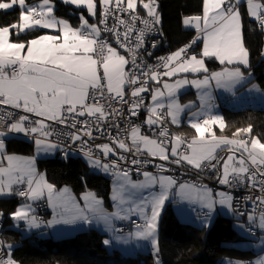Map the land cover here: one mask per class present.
<instances>
[{
    "label": "snow or ice",
    "instance_id": "snow-or-ice-1",
    "mask_svg": "<svg viewBox=\"0 0 264 264\" xmlns=\"http://www.w3.org/2000/svg\"><path fill=\"white\" fill-rule=\"evenodd\" d=\"M60 3L79 11L78 26L55 15L56 0H0V10L19 9L17 20L0 26V197L24 200L8 218L29 228L78 222L102 226L111 234L102 241L105 246L147 241L155 264H161L158 221L165 203L177 196L199 205L204 227H211L217 206L237 217L246 215L247 223L237 227L258 239L257 247L264 252V142L251 135V125L237 128L231 137L224 135L225 120L212 114L208 91L213 81L228 92L246 82L243 69L250 67V51L245 20L264 34V0H202V15L182 21L195 29L192 41L156 57L155 63L150 61L157 41L149 45L148 38L161 23L157 0ZM26 33L40 34L25 40ZM201 41L197 53L194 46ZM206 59L224 67L209 72ZM201 73L203 79H188V74ZM189 84L198 90L201 105L190 113V140L168 127L179 126L181 114L193 107L178 102L179 90ZM252 89L259 91L257 85ZM141 115L144 119L136 122ZM17 134L34 141L37 154L62 150L67 141L78 144L89 166L114 177L113 210L92 192L81 195V205L68 188L57 191L37 170L35 157L8 152V138ZM149 165L158 171L146 170ZM173 166L185 169L184 174L207 172L219 188L178 182L166 174ZM133 170L143 179L133 180ZM238 190L246 194L237 197ZM45 197L53 210L46 222L33 214V204ZM240 199L247 212L237 207ZM4 216L0 211V219ZM116 220L129 221L133 230L123 235ZM12 247L0 241V264H18ZM226 264H264V255Z\"/></svg>",
    "mask_w": 264,
    "mask_h": 264
},
{
    "label": "trees",
    "instance_id": "trees-1",
    "mask_svg": "<svg viewBox=\"0 0 264 264\" xmlns=\"http://www.w3.org/2000/svg\"><path fill=\"white\" fill-rule=\"evenodd\" d=\"M31 1V0H30ZM158 12L161 17L162 44L164 49L172 53L184 46L193 37V30L183 25V19L202 13V0H157ZM19 9L0 10V26L18 19ZM75 12V15L70 13ZM78 10L71 5L56 0L55 14L70 20L73 26H78ZM94 22V21H92ZM254 23V22H253ZM47 31V30H41ZM34 34H23V39H30ZM245 41L250 51V67L253 80L264 92V57L261 56L264 45V34L258 29L253 31L249 21L245 20ZM208 67L217 69L221 65L216 60H207ZM193 91L180 95L181 100L194 99ZM222 118L226 127L224 135L231 137L237 128L252 126V136L264 142V109L246 107L243 109L222 110ZM176 133L185 132L193 135L194 130L182 122L173 127ZM216 133L220 131L216 128ZM9 153L30 156L34 152L32 141L9 137ZM37 169L44 173L48 182L56 187L69 186L75 194L91 190L104 201L109 200L110 179L93 172L81 156H70L66 159L49 157L37 161ZM20 203L18 197H0V211L5 214L3 230L0 239L13 245L11 256L19 264H154L151 252H140L135 256L122 254L119 250L108 251L102 243L105 235L90 228L82 230L73 236L64 238L39 237L37 233L29 236L9 227L7 214L14 211ZM232 218L216 215L211 227H200L181 222L168 205L160 218L158 246L159 258L162 264H219L226 257L248 261L253 254L226 243L236 242L243 237L233 228Z\"/></svg>",
    "mask_w": 264,
    "mask_h": 264
},
{
    "label": "rangeland",
    "instance_id": "rangeland-1",
    "mask_svg": "<svg viewBox=\"0 0 264 264\" xmlns=\"http://www.w3.org/2000/svg\"><path fill=\"white\" fill-rule=\"evenodd\" d=\"M27 2L29 4H36L39 2V0H27ZM79 15V12L77 13ZM56 15V14H55ZM58 16V15H56ZM60 17V16H58ZM95 22V21H94ZM185 27V26H184ZM264 51V50H263ZM207 62V60H206ZM219 63V62H218ZM220 64V63H219ZM221 65V64H220ZM206 66L207 68L209 69V72H213V71H220L224 65H221L219 68L217 69H210L206 63ZM167 79V78H165ZM188 79L189 80H192V79H203V73L199 74V75H195V74H188ZM258 85V84H257ZM258 87H260L258 85ZM195 90L196 93H198V90L192 86L191 84L189 85H185L183 88H181L179 90V95H178V102L181 104V105H185V104H188V103H192L193 104V107L190 109V110H186L184 113L181 114V123L184 122L185 124H188L189 125V118H190V113L191 112H196L198 110H200V100L199 98H195V99H187V100H181L180 99V95L183 94L184 92L186 91H189V90ZM261 89V88H259ZM248 90L249 88H245L244 90L242 91H238V92H228V91H225L224 89L222 88H217L215 86V82L213 81L212 84L209 86L208 88V91L210 93V97H211V105H212V108H211V112L212 114H217V115H221L222 116V110L224 108H227V109H233V110H237V109H243V108H246V107H251V108H262L264 109V98L262 100H258V101H252L250 104H248V102H244L245 100V97L248 96ZM262 90V89H261ZM250 93V92H249ZM262 94H263V97H264V92L262 91ZM251 95H254V94H250ZM224 99L226 101L225 104H221L219 102V100L221 99ZM180 123V124H181ZM176 126V125H174ZM190 126V125H189ZM10 137H14V136H10ZM15 137H18V136H15ZM35 145V144H34ZM34 153L30 156H26V155H19V154H15V155H18L20 157H23V158H28V157H35V166L37 168V161L39 159H44V158H49V157H54L55 154H56V151L51 153V154H44V153H40V154H37V151H36V146H34ZM71 156H78L76 153L74 152H71L70 153ZM82 158L85 160V162L87 163L86 159L82 156ZM88 164V163H87ZM89 165V164H88ZM90 169L97 173V174H101L107 178H111V175H108V174H105L104 172L102 171H99L97 169H94L90 166ZM38 170V169H37ZM41 173V172H40ZM132 177V176H131ZM133 179V178H132ZM134 180V179H133ZM50 183V182H49ZM113 183H114V179L111 178V182H110V185H111V192L113 191ZM63 188H68L70 190V193L72 196H74L76 199H77V195L79 194H75L72 192L71 188L67 185H64L62 187H56L55 186V189L57 190H61ZM88 192H92L94 193L93 191H88ZM3 197H9V196H3ZM20 199V204H22L24 202L23 198L21 197H18ZM40 203V202H39ZM41 203H44V202H41ZM37 204V203H36ZM45 204V203H44ZM46 206V204H45ZM198 209L200 211H202L199 207V205H193L192 206V210L193 212ZM46 210H47V207H46ZM46 210H45V213H46ZM183 210L185 212H189V209L188 208H183ZM226 216L228 217H231L233 220H232V226L233 228L243 237L241 240L239 241H236V242H229V243H226V246H233L235 248H238V249H241V250H248L250 252H252L253 254L251 255V257L248 259L249 260H255L257 255H264V252H261L259 247H257L259 241L258 239L256 238H253L251 236H246L243 231L237 227V225L239 224H246L247 223V217L246 215L245 216H240V217H237L235 215H233L231 212H228L226 214ZM216 215H214L212 217V223L215 219ZM46 217H43V220H40V221H44ZM182 218V217H181ZM184 222V221H182ZM197 222V223H196ZM185 223H190V224H193V225H196V226H200L202 227V222H198V221H185ZM45 230V232H44ZM44 230H40L38 233H39V237H44V236H49V232L47 229H44ZM258 231V230H257ZM54 235L51 236V237H54L55 239H58V238H64V237H69V236H73L75 233H69L67 231V233H53ZM159 234V233H158ZM110 236H108L109 238ZM9 244V243H7ZM108 248V246H106ZM112 249H108V251H111ZM11 253H12V250H11ZM156 258V257H155ZM155 258H154V261H155ZM14 259V258H13ZM233 260V261H244V260H241V259H236V258H229V257H226V258H223L220 260L219 264H226V261L227 260ZM247 262V261H245ZM19 264V263H18ZM155 264V262H154ZM162 264V263H161Z\"/></svg>",
    "mask_w": 264,
    "mask_h": 264
},
{
    "label": "crops",
    "instance_id": "crops-1",
    "mask_svg": "<svg viewBox=\"0 0 264 264\" xmlns=\"http://www.w3.org/2000/svg\"><path fill=\"white\" fill-rule=\"evenodd\" d=\"M200 15H202V13L200 14ZM198 44H199V46H197V53H199L200 52V50H201V47H202V41L201 42H198ZM263 50H264V45H263ZM170 53V52H169ZM207 60V59H206ZM218 62V61H217ZM243 71L245 72V75H246V77H247V80H246V82H243L242 84H239V85H236V87L233 89V91L234 92H238V91H242V90H244L245 88H249V90H248V96H246L245 97V100H244V102H248V104H250L252 101H258V100H262L264 97H263V94H262V90L261 89H259V91H256V90H253L252 89V85H257V82L256 81H254L253 80V74H252V71L251 70H249V69H243ZM248 73H251V75L249 76L248 75ZM258 86V85H257ZM258 88H260V87H258ZM191 91H193V93H194V95H195V98H199L198 97V93H196V91L195 90H191ZM250 92V93H249ZM250 94H254V95H251L250 96ZM194 98V99H195ZM262 98V99H261ZM148 100H150V96H149V98H148ZM219 102L221 103V104H225L226 103V101L222 98L221 100H219ZM144 115H146V113L144 114ZM144 115H143V119H144ZM171 124V123H170ZM172 125V124H171ZM188 125V124H187ZM173 127H178V126H174V125H172ZM189 126V125H188ZM180 133H185V132H180ZM185 134H187V133H185ZM188 135V134H187ZM194 135V134H193ZM193 135H190L189 134V136H190V138L193 136ZM218 135V134H217ZM16 136V135H15ZM19 138H23V139H26V140H29V141H32V140H30L29 138H26V137H24V136H22V135H19L18 136ZM33 142V144H34V141H32ZM100 143H102V142H100ZM35 146V145H34ZM35 148V147H34ZM34 153V152H33ZM11 154H13V153H11ZM57 155V150H56V154H55V157H57L56 156ZM78 156H80V155H78ZM82 157V156H81ZM58 158V157H57ZM69 158V157H68ZM66 159V158H65ZM90 167V166H89ZM111 178L112 179H114L113 178V176H111ZM111 178H110V182H111ZM134 180H142L143 179V176H141L140 178H134V177H132ZM57 190V189H56ZM72 190V189H71ZM57 191H59V190H57ZM88 191H91V190H86V191H84V192H82V193H80L79 195H77V201L81 204V205H83V201L82 200H80L79 198L81 197V195L82 194H84L85 192H88ZM73 192V191H72ZM74 193V192H73ZM94 194H95V192H94ZM113 194V191L111 192V185H110V194H109V200L106 202V201H104L101 197H99V196H97L96 194V196L98 197V198H101L102 200H103V202H104V205H105V207L107 208V210L108 211H112L113 210V208H112V201H111V199H110V197H111V195ZM9 197H17V196H9ZM21 202V201H20ZM39 202H44L45 204H46V207H47V210H46V213H45V222L46 221H48V220H50V219H52L53 218V210H52V208L51 207H49L48 206V203H47V199H46V197L43 199V200H40V201H37V202H35L34 204H33V208H34V215L36 216L37 215V213H36V203H39ZM20 205V203L17 205V206H19ZM168 205H170L171 207H172V209H173V211H174V213H175V215L177 216V218H178V220L179 221H198V222H202L203 220H204V216H203V212L202 211H200V210H198V209H196L194 212H193V210H192V206L194 205V204H190V203H188V202H186V201H182L179 197H177V196H172V197H170V199L165 203V206H164V208H163V210H162V212H161V215H162V213H163V211H164V209L168 206ZM183 208H188L189 209V212H185L184 210H183ZM228 213V211L227 210H225V209H223V208H221V207H219V206H217V208H216V212L213 214V216L214 215H219V214H221V215H225L226 216V214ZM161 215H160V218H161ZM182 217V218H181ZM133 218H138V217H133ZM160 218H159V221H158V227H157V233H156V238H157V240H158V233H159V222H160ZM139 219V218H138ZM10 220V222H9V225L7 226V227H9V228H11V229H13V230H17V231H19L21 234H22V236H29L30 234H32V233H37V236H39V231L40 230H44V229H47L48 230V232H49V236H44V237H50V238H54V237H51V236H53L54 234L53 233H58V232H60V233H67V231L69 232V233H77V232H79V231H82V230H87V229H90V228H93V229H96V230H98L100 233H102V234H104L106 237L105 238H108V236H110L111 234L110 233H105V232H103L101 229H102V226H100V227H97L96 225H92V226H89V225H83V224H81V223H77V224H74V225H65V224H55V225H53V226H51V227H48V226H46L45 224H41V226L39 227V228H29L28 227V225L25 223V222H19V224H17L16 222H13L11 219H9ZM118 221H120V220H116V221H114V223H115V225L118 223ZM197 223V222H196ZM202 227H204V226H202ZM133 230V229H132ZM44 232H45V230H44ZM128 233V232H127ZM127 233H123V235H127ZM0 241H2L1 239H0ZM140 245V247H136V245ZM12 245V244H11ZM13 246V245H12ZM13 248V247H12ZM107 248V247H106ZM107 249H112V250H119L122 254H124V255H128V256H135V255H137L138 253H140V252H151L152 253V255L154 256V254H153V249H152V247H151V244L149 243V242H147V241H133V242H131L130 244H128V245H124V244H116V243H113L111 246H108V248ZM111 250V251H112ZM154 258H155V256H154Z\"/></svg>",
    "mask_w": 264,
    "mask_h": 264
},
{
    "label": "built area",
    "instance_id": "built-area-1",
    "mask_svg": "<svg viewBox=\"0 0 264 264\" xmlns=\"http://www.w3.org/2000/svg\"><path fill=\"white\" fill-rule=\"evenodd\" d=\"M158 3V2H157ZM193 30V37L188 40V42H186L184 45L190 43L192 41V39L194 38V36L196 35V31L194 28H191ZM156 33H159V34H156ZM156 33L152 34L149 36L148 38V42H149V45L151 44L152 40H156L157 41V48L155 50H152L154 51L155 55L152 57L151 59V63H155V58L156 57H160V56H167L168 54H170L167 50L164 49V45L162 44V30L160 28V25H158L156 27ZM194 49H195V52H197V46H194ZM149 98V97H148ZM202 119V117H201ZM143 120V115H141L137 120L136 122H140ZM168 127H169V131L171 133H175V134H180L182 136H184L185 138L187 139H191L189 135L185 134V133H176L174 131V128L173 126L169 123L168 124ZM19 135H22L23 134H17L16 136H19ZM25 137V136H24ZM27 138V137H26ZM97 142H106V141H97ZM61 149H58L57 150V157L58 158H61V159H65V158H68L70 157V153L71 152H74L76 153L77 155H80L82 156V154L78 151L79 149V145H75L73 146L71 141H67L66 143H63L61 145ZM65 153H67V156H65ZM174 170L170 173H166L167 175H171V176H174L178 182H195L197 184H200V183H203V184H207L209 187L213 188L214 190L219 188V186L215 183V181L213 179H209L208 178V173L205 172V173H200V174H197L196 171L194 170H189L187 171L186 174L185 173V169L183 168H180V169H176L175 166H173ZM146 170L148 171H151V172H157L158 170L153 168L151 165L147 166ZM131 176L134 177V178H140L142 175L138 174L135 172V170H133L131 172ZM114 178V177H113ZM246 194L245 191H241V190H238L235 195L237 197H243L244 195ZM19 197V196H17ZM237 207L242 210V211H245L247 212V208L245 207V202L243 201V199H240V202L239 204L237 205ZM36 213H37V217L39 218V220H43V217H45V210H46V206L44 203H37L36 204ZM133 219H136L137 222L139 223H142V221H140L138 218H133ZM5 220V216L4 218L0 219V235L2 233V230H3V222ZM116 226L120 227L122 229V233H127L129 232L130 230L133 229V226L132 224L129 222V221H118V223L116 224Z\"/></svg>",
    "mask_w": 264,
    "mask_h": 264
}]
</instances>
